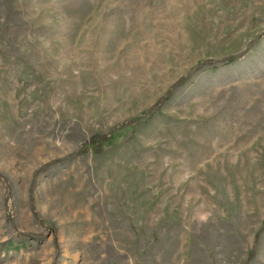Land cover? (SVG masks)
<instances>
[{
    "label": "rangeland",
    "instance_id": "1",
    "mask_svg": "<svg viewBox=\"0 0 264 264\" xmlns=\"http://www.w3.org/2000/svg\"><path fill=\"white\" fill-rule=\"evenodd\" d=\"M0 264H264V0H0Z\"/></svg>",
    "mask_w": 264,
    "mask_h": 264
},
{
    "label": "trees",
    "instance_id": "2",
    "mask_svg": "<svg viewBox=\"0 0 264 264\" xmlns=\"http://www.w3.org/2000/svg\"><path fill=\"white\" fill-rule=\"evenodd\" d=\"M251 44H252V42H250L249 45H251ZM249 45H248V46H249ZM234 58H235L234 55H228V56L222 58L221 60L205 59V60H203V61H200V62L198 63V65H197V67H199V66H204V65H207V66L209 67L210 65H214V63H216V62H218V61L229 62V61H232ZM186 79H187V76H183V77H181L179 80H177V83H176V84H180V83L184 82V80H186ZM158 104H159V103H158ZM158 104H157V105H158ZM152 109H153V108H152ZM152 109H151V110H152ZM151 110H150V111H151Z\"/></svg>",
    "mask_w": 264,
    "mask_h": 264
}]
</instances>
